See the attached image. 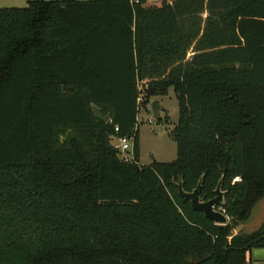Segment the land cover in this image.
Segmentation results:
<instances>
[{"label": "trees", "instance_id": "16d2710c", "mask_svg": "<svg viewBox=\"0 0 264 264\" xmlns=\"http://www.w3.org/2000/svg\"><path fill=\"white\" fill-rule=\"evenodd\" d=\"M171 88L177 157L141 164L138 114ZM202 175L228 224L180 196ZM263 199L264 0L0 7V264H248L264 222L234 230Z\"/></svg>", "mask_w": 264, "mask_h": 264}, {"label": "rangeland", "instance_id": "374dc122", "mask_svg": "<svg viewBox=\"0 0 264 264\" xmlns=\"http://www.w3.org/2000/svg\"><path fill=\"white\" fill-rule=\"evenodd\" d=\"M29 1L0 0V7H25ZM207 15L208 12L206 11L200 14L203 18H206ZM158 101H160V114L162 117L168 115L170 119L168 123L158 121L151 105H149V111L141 108L138 114L139 158L143 163H151L154 160L158 162H172L177 157V144L169 135L170 130L176 125L179 119V102L173 88L168 91L167 95L159 97ZM112 142L117 150L118 157L124 161L126 153L118 148L120 144L119 139L115 138ZM131 144H133L132 140ZM263 222L264 199L259 201L254 207L251 217L245 224V228L242 229V233L249 234L258 230Z\"/></svg>", "mask_w": 264, "mask_h": 264}, {"label": "water", "instance_id": "95a60500", "mask_svg": "<svg viewBox=\"0 0 264 264\" xmlns=\"http://www.w3.org/2000/svg\"><path fill=\"white\" fill-rule=\"evenodd\" d=\"M69 87L73 88L72 85H70ZM67 89L68 87H63L64 91H67ZM151 107L155 116L158 117L160 115L159 101L154 100L151 103ZM93 112L98 119L102 121L108 120V117L103 115L101 109L95 104H93ZM73 139H74V134L72 130H69L66 136L62 138V141L66 142V141H71ZM203 178L204 175L201 176L198 185L193 191H186L184 189V184L182 180L177 182L175 185L179 191L180 196L183 197L185 200L190 201L193 209L203 212L208 219L214 221L216 224H222V225L228 224L230 221V217L219 209L221 204L225 202L226 191L223 190V186H222L224 177L220 179L217 188L215 189V194H216L215 197L209 200H202L200 196L202 190ZM246 223H242L239 226H237L235 232L239 233Z\"/></svg>", "mask_w": 264, "mask_h": 264}, {"label": "built area", "instance_id": "2783aa9c", "mask_svg": "<svg viewBox=\"0 0 264 264\" xmlns=\"http://www.w3.org/2000/svg\"><path fill=\"white\" fill-rule=\"evenodd\" d=\"M137 1V0H136ZM120 141V144L118 145V148L121 149L124 153H126V156L124 158V161L130 162L134 160V155H133V144H131V140L133 141V137H122L118 138ZM131 151V152H130ZM234 181H241L240 177H236ZM222 212L225 213V210L223 209L222 206L219 208Z\"/></svg>", "mask_w": 264, "mask_h": 264}, {"label": "crops", "instance_id": "0c3cea01", "mask_svg": "<svg viewBox=\"0 0 264 264\" xmlns=\"http://www.w3.org/2000/svg\"><path fill=\"white\" fill-rule=\"evenodd\" d=\"M158 99H159V97H157L154 100H158ZM140 163L141 164H150V163H143L141 160H140ZM244 228H245V225L242 229H244ZM247 261H248V264H264V247L263 248H253L250 252H248Z\"/></svg>", "mask_w": 264, "mask_h": 264}]
</instances>
